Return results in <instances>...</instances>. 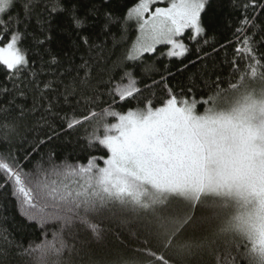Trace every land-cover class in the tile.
Returning <instances> with one entry per match:
<instances>
[{
	"label": "snow or ice",
	"instance_id": "snow-or-ice-1",
	"mask_svg": "<svg viewBox=\"0 0 264 264\" xmlns=\"http://www.w3.org/2000/svg\"><path fill=\"white\" fill-rule=\"evenodd\" d=\"M164 2L137 0L117 16L114 0H0V192L13 197L29 223L42 226L45 210L35 193L49 171L64 163L42 150L69 130L94 122L88 143L107 150L105 166L132 149L163 153L183 128L189 99L220 82L204 46L217 56L231 49L220 62L229 75L249 57L264 58V0H233L225 25L230 36L219 47L209 42L202 20L209 0H167V6L153 7ZM63 18L75 37L69 49L63 42L51 44ZM33 21L39 36L32 35L34 43L26 47ZM132 25L137 35L129 44L126 30ZM113 26L124 31L110 45ZM158 45L167 46L161 56L181 62L186 84L179 90L169 82L170 69L144 60L157 54ZM116 47H124L121 56ZM191 54L195 59L183 63ZM155 88L163 98L144 96Z\"/></svg>",
	"mask_w": 264,
	"mask_h": 264
},
{
	"label": "trees",
	"instance_id": "trees-1",
	"mask_svg": "<svg viewBox=\"0 0 264 264\" xmlns=\"http://www.w3.org/2000/svg\"><path fill=\"white\" fill-rule=\"evenodd\" d=\"M136 2L114 0L117 16ZM232 11L233 0H209L202 16L209 28V42L217 47L230 36L225 25L231 21ZM28 31L26 47L34 43L32 35L39 36L36 21ZM121 31L124 29L113 26L112 37L107 38L110 45L119 39ZM126 31L130 44L135 38V25ZM74 41L66 18L61 19L51 44L63 42V47L69 49ZM185 42L189 43L186 38ZM204 47L221 79L203 92L198 91L197 99H189L197 112L231 100L253 83L264 82V58L249 57L229 75L226 65L221 66L220 62L231 49L217 56L210 47ZM166 48L158 46L157 54L146 55L144 60L161 71L170 69L173 76L169 82L179 90L186 84L185 75L179 71L182 65L176 58L160 55ZM123 51L124 47H116V57ZM192 59L194 54L183 63ZM3 81L0 72V82ZM144 96L157 100L163 98V92L155 88L145 91ZM130 106H135V102L117 110ZM108 122L114 121L109 118ZM93 123L69 130L54 145L42 150L41 155L51 150L57 161L64 163L49 171L35 193L38 205L45 210L41 227L20 215L9 193L0 192V264H264V253L255 248L249 237L237 231L222 232L224 221L237 213L234 203L211 196L196 201L170 196L150 209L111 194L102 175L106 166L101 158L108 156L107 150L97 143H88ZM99 134H103L102 129ZM89 158L94 160L91 165Z\"/></svg>",
	"mask_w": 264,
	"mask_h": 264
},
{
	"label": "rangeland",
	"instance_id": "rangeland-1",
	"mask_svg": "<svg viewBox=\"0 0 264 264\" xmlns=\"http://www.w3.org/2000/svg\"><path fill=\"white\" fill-rule=\"evenodd\" d=\"M157 6H167V0ZM188 107L171 147L163 153L130 150L104 168V185L150 209L170 196L234 203L237 213L224 221L222 232L237 231L264 253V82L202 113L195 104Z\"/></svg>",
	"mask_w": 264,
	"mask_h": 264
}]
</instances>
